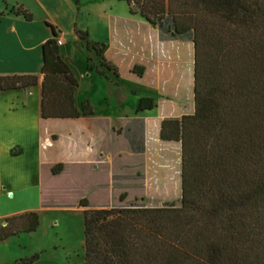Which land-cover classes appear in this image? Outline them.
Wrapping results in <instances>:
<instances>
[{
	"label": "trees",
	"instance_id": "trees-1",
	"mask_svg": "<svg viewBox=\"0 0 264 264\" xmlns=\"http://www.w3.org/2000/svg\"><path fill=\"white\" fill-rule=\"evenodd\" d=\"M121 1L164 37L193 45V113L163 120L159 132L161 141L180 144V206L89 208L79 199L83 264H264V0ZM9 13L32 19L20 6ZM75 35L117 76L102 57L104 44ZM90 63L87 57V69H95ZM37 85L42 119L93 114L88 100L75 106L78 83L55 39L42 45L40 75H0V93ZM152 107L145 98L136 111ZM38 225L35 211L5 218L0 241Z\"/></svg>",
	"mask_w": 264,
	"mask_h": 264
},
{
	"label": "crops",
	"instance_id": "crops-1",
	"mask_svg": "<svg viewBox=\"0 0 264 264\" xmlns=\"http://www.w3.org/2000/svg\"><path fill=\"white\" fill-rule=\"evenodd\" d=\"M34 1L47 18L34 15L24 0H6L5 8L0 10V75H40L43 43L49 39H60L58 54L75 77L71 68L72 60L67 51L61 48L66 43L77 46L75 30H78L87 32L90 42L105 45L102 57L115 69L117 76L101 67L100 59L95 55L98 68L94 67V70L97 69L102 75L111 74L114 80L118 79L120 75L116 69V58L125 63L132 55L135 57L136 61L128 64L127 73L138 79L136 85L144 83L150 95L139 100L149 98L153 107L140 111L135 109L133 113L118 115L119 118L110 115L100 118L92 114L77 119H42L39 85L1 92L0 221L24 212L35 211L38 214L51 210L54 209L52 204L59 207L58 204H61L62 207L65 193L58 191L55 186L72 172L95 174L100 170L105 173L108 171L103 183L96 182L89 187L92 191L105 188L113 198L115 192L130 194L125 183L118 184L120 188L115 187V176L143 175L144 179L135 182V186L144 185L146 188L150 184L149 162H156L155 175L160 182L157 185L155 179L153 186L160 191L162 164L166 162L164 154L167 152L173 158L179 148L177 143L160 140L161 122L193 113V98L191 111L188 98L190 70L193 74L192 42L189 39L172 40L164 37L143 19L130 15L127 5L121 0L118 1L125 8L119 7L122 9L120 12L115 11L116 3L111 0H100L103 1L101 9L81 2L76 4L74 0ZM18 6L31 15L30 21L9 13L11 7ZM45 23L54 28L56 37L52 36L51 29ZM131 23L138 30L133 35L136 40L133 48L130 46L132 34L128 28ZM135 67L140 69V75L133 73ZM175 72H180V82H173ZM41 79L39 76V82ZM114 84L118 86L117 82ZM54 123L79 124L84 129L75 134L66 133V140L61 141L51 127ZM131 131H137L138 136H141V146L132 145L131 139L126 137ZM119 139L123 144L122 149L115 148L116 140ZM115 161L117 165L121 163L118 173L114 170ZM57 164L62 167L54 175L51 169ZM137 187L138 190H144L143 187ZM81 198L84 197L78 198L76 204ZM28 199L31 203L26 205ZM106 206H111V203L89 208ZM65 208L63 206L62 209ZM78 208L82 212V208ZM47 262L60 264L59 261L51 260H45L42 264Z\"/></svg>",
	"mask_w": 264,
	"mask_h": 264
},
{
	"label": "rangeland",
	"instance_id": "rangeland-1",
	"mask_svg": "<svg viewBox=\"0 0 264 264\" xmlns=\"http://www.w3.org/2000/svg\"><path fill=\"white\" fill-rule=\"evenodd\" d=\"M105 1V0H103ZM103 1L100 0H80L83 4L91 5L93 8H103ZM108 1V0H107ZM116 3L115 11H122L121 8H125V5L118 0H111ZM5 3L0 0V10L5 8ZM24 3L28 8L38 17L48 16L40 8V6L34 0H24ZM14 4V3H13ZM119 9V10H118ZM128 27L131 30L130 46H135L134 33L136 27L134 23ZM56 40V39H55ZM88 41H90L88 39ZM58 46V45H57ZM65 50L68 56L72 60L71 68L78 83V87L74 94L75 106L79 108L80 104L84 100H88L90 106L93 109V115L102 118V116H109L119 118L118 115H125L127 113H133L137 108L138 100L141 97H147L150 93L144 87V83L140 86L136 85L137 80L134 75L127 73V66L129 63L136 61L132 55L128 58V61L123 63L116 58L117 71L120 75L118 79L114 80L111 74L104 73L99 74L94 69H87L86 58L91 59V65L98 68V59L95 54L86 49L84 42L78 40V44L66 43L61 50ZM111 54V53H110ZM109 56L111 57V55ZM191 61V54H190ZM135 71L140 72L138 67L134 68ZM134 73V72H133ZM178 73H173V82L175 80H181V76ZM190 70V111H191V98H193L192 86L193 76ZM192 78V79H191ZM117 82L118 86L114 83ZM134 93H132V92ZM189 104V103H188ZM188 106V105H187ZM116 123H121L117 122ZM55 130L61 141L66 140V133L75 134L78 130L84 129L79 124H62L54 123L51 125ZM117 128V127H116ZM117 131V130H116ZM86 134V133H84ZM127 138H130L132 145L141 146V136H138V132L127 133ZM121 139V138H120ZM119 140H116V149H122L123 144ZM176 143V142H175ZM176 149V154L173 158L169 156V153L164 154L166 162L162 164V186L161 190L154 189V180L158 185L159 178H156V162H149L148 168V180L150 184L144 187V185H136L135 182L142 181L143 175L137 176H115V187H121L118 184L125 183L124 186L129 188L130 194L125 193V197L122 202L118 201V197L122 192H115L112 198L111 193L105 189L100 188L96 191H92L89 186L94 184L103 183L107 177L104 170H100L95 174L74 173L72 172L67 178L59 180L56 183V189L64 192L63 206L61 204L56 206L52 204L54 209L45 210L44 212H38L39 225L38 228L29 234H21L9 238L3 242H0V264H12L14 261L22 258H28L34 254H39V262L42 264L45 260L59 261L60 264H83V224H82V212L77 207L76 200L81 196L88 200L89 206L97 207L111 203V206H129L139 205L145 207H162V206H180V144ZM122 157V155H121ZM179 161V162H178ZM116 163V161H115ZM114 163V170L120 168V164ZM118 173V172H117ZM154 185V186H153ZM160 185V184H159ZM143 187L144 190H138V187ZM165 197L166 199H160ZM31 201L28 199L26 205H29ZM4 223H2L3 225ZM44 264H56L54 262H47Z\"/></svg>",
	"mask_w": 264,
	"mask_h": 264
},
{
	"label": "built area",
	"instance_id": "built-area-1",
	"mask_svg": "<svg viewBox=\"0 0 264 264\" xmlns=\"http://www.w3.org/2000/svg\"><path fill=\"white\" fill-rule=\"evenodd\" d=\"M56 44L59 46V45H61V40L60 39H57L56 40Z\"/></svg>",
	"mask_w": 264,
	"mask_h": 264
}]
</instances>
